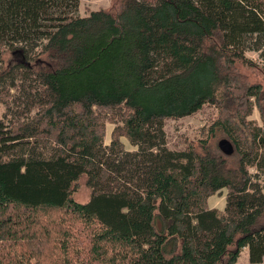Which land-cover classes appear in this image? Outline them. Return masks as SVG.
<instances>
[{
    "label": "trees",
    "instance_id": "1",
    "mask_svg": "<svg viewBox=\"0 0 264 264\" xmlns=\"http://www.w3.org/2000/svg\"><path fill=\"white\" fill-rule=\"evenodd\" d=\"M38 18L16 45L0 30V264H237L244 249L261 264L264 85L242 69L264 73V0H112ZM204 106L218 110L210 135L169 149L165 121ZM223 190L224 209L208 208Z\"/></svg>",
    "mask_w": 264,
    "mask_h": 264
},
{
    "label": "rangeland",
    "instance_id": "2",
    "mask_svg": "<svg viewBox=\"0 0 264 264\" xmlns=\"http://www.w3.org/2000/svg\"><path fill=\"white\" fill-rule=\"evenodd\" d=\"M2 2L5 1L3 0ZM8 4L9 7L1 13V36L3 37L6 45L12 43L16 45L17 40L19 39H31L39 34L41 22L38 17L43 13H56L62 18V20H65L64 22H69L74 18L85 17L90 14V12L110 8L112 0H73L68 5H65V7L61 6V8L59 0H8ZM3 22H7L9 26L7 30L2 29ZM57 25L58 23L48 24L47 28L52 30L54 26ZM49 35L50 34L47 35L44 31H41L39 38L48 39ZM46 42L47 41H43L40 44L45 45ZM42 45L36 49V51H40ZM3 49L7 48L4 46ZM11 54L12 53L5 51L3 54L4 62H8L10 60ZM246 57L259 64L257 55L247 53ZM242 73L248 81L260 82L264 85V73L259 71V69L244 68L242 69ZM6 111L5 102L2 103L0 101V119L5 120L7 118ZM217 118L218 110L216 107L204 106L200 111L196 112L192 116L178 120H166L164 124V131L166 134L167 147L171 150H183L189 145L197 146L199 141L205 140L207 135H210V129ZM248 119L261 126L260 117L256 108L253 109V114ZM102 123H104L105 134L103 144L108 146L112 140V132L115 125L108 122L107 117L102 118ZM212 138L214 139L212 142L216 140L217 144L220 140L225 139L219 133L212 136ZM120 140L126 151L131 152L136 150L124 138H121ZM85 180L86 179L84 177L81 178L78 192L75 196L76 201L82 204L86 203L89 198V192L86 189ZM225 196V190L220 193H216L214 196L209 198L208 208L222 211L225 206ZM237 264H249L246 249L242 251ZM261 264H264V260Z\"/></svg>",
    "mask_w": 264,
    "mask_h": 264
},
{
    "label": "water",
    "instance_id": "3",
    "mask_svg": "<svg viewBox=\"0 0 264 264\" xmlns=\"http://www.w3.org/2000/svg\"><path fill=\"white\" fill-rule=\"evenodd\" d=\"M217 146L220 152L225 156H231L234 152L232 144L226 139L220 140Z\"/></svg>",
    "mask_w": 264,
    "mask_h": 264
}]
</instances>
